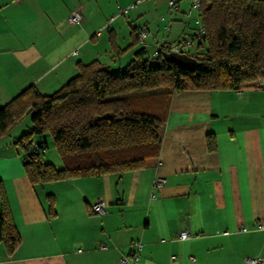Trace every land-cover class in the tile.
<instances>
[{
	"label": "crops",
	"instance_id": "1",
	"mask_svg": "<svg viewBox=\"0 0 264 264\" xmlns=\"http://www.w3.org/2000/svg\"><path fill=\"white\" fill-rule=\"evenodd\" d=\"M167 1L0 0V108L29 86L54 92L78 62L123 68L141 46L139 27L157 34L147 39L151 53L191 39L196 12L188 16L189 2L177 0L168 13ZM76 9L81 19L72 23ZM29 124L0 135V183L20 238L12 253L0 242V264H119L132 239L142 243L134 264L264 257V83L174 92L157 156L124 173L31 184L15 144ZM97 197L101 214L90 210ZM182 229L189 238L178 237Z\"/></svg>",
	"mask_w": 264,
	"mask_h": 264
},
{
	"label": "trees",
	"instance_id": "2",
	"mask_svg": "<svg viewBox=\"0 0 264 264\" xmlns=\"http://www.w3.org/2000/svg\"><path fill=\"white\" fill-rule=\"evenodd\" d=\"M199 1L194 12L205 32L196 50L187 53L197 65L166 61L162 48L169 43L152 53L141 45L121 69L97 59L78 62L76 74L54 92L29 86L0 108V135L31 114V127L15 141L25 152L23 167L31 184L140 169L160 151L174 92L238 91L264 83V0ZM43 133L52 135L59 168L41 160L43 141L32 146L34 135ZM207 144L213 149L212 137ZM47 200L51 215L54 196L48 194ZM0 202V242L12 253L20 238L1 183Z\"/></svg>",
	"mask_w": 264,
	"mask_h": 264
},
{
	"label": "built area",
	"instance_id": "3",
	"mask_svg": "<svg viewBox=\"0 0 264 264\" xmlns=\"http://www.w3.org/2000/svg\"><path fill=\"white\" fill-rule=\"evenodd\" d=\"M189 2V9L186 11V14L189 16L193 11L198 12L199 6H200V1L199 0H187ZM168 8L167 12L172 13L176 8H177V0H168ZM127 8H124L121 10L122 13L126 12ZM114 17H111L110 19H113ZM81 19V14L78 11V9L72 11L70 15L68 16V20L72 23H77ZM196 24H197V29L194 32L195 36L194 39H181L179 41L171 42L169 44H166L165 47L162 48L163 52H176V53H189L194 50H196V46L198 42L202 41V36L204 35V27L200 23L199 16L196 14ZM138 33H137V39L141 43L142 46H147V39L151 38L153 40H156L157 34L151 32L149 29L145 27H139L138 28ZM160 46V45H159ZM158 50V46L156 48ZM155 50V51H156ZM33 147H37L38 143L37 142H32ZM164 183L163 178H157L154 182V185L156 187H161ZM105 202L102 198L97 197L94 201V203L91 205L90 210L93 213H103L105 211ZM259 228H262V225H258ZM190 234L188 230L182 229L179 232V238L180 239H187L189 238ZM99 248L105 249L106 245L103 243H100L98 245ZM142 249V243L138 239H132L129 248L125 254H122L118 258V263L119 264H134L139 260L140 257V252ZM246 261L249 264H264V257H247Z\"/></svg>",
	"mask_w": 264,
	"mask_h": 264
},
{
	"label": "rangeland",
	"instance_id": "4",
	"mask_svg": "<svg viewBox=\"0 0 264 264\" xmlns=\"http://www.w3.org/2000/svg\"><path fill=\"white\" fill-rule=\"evenodd\" d=\"M147 50L150 52L151 51L150 47ZM114 69H121V68H114ZM18 124H20V125H18ZM25 124L26 125H28V124L32 125L31 114L30 113H28L16 125L21 127V126H24ZM34 138L39 139V140L43 141L46 144L45 151L43 152V154H41V160L43 162H50L55 167H60L62 165V160H61V157H60L59 153L56 151V149L54 147L52 135H50L49 133H43V134H39V135L38 134L34 135Z\"/></svg>",
	"mask_w": 264,
	"mask_h": 264
},
{
	"label": "water",
	"instance_id": "5",
	"mask_svg": "<svg viewBox=\"0 0 264 264\" xmlns=\"http://www.w3.org/2000/svg\"><path fill=\"white\" fill-rule=\"evenodd\" d=\"M163 57L166 61L184 68H190L192 65L198 64V62L187 53L163 52ZM30 153L31 150L27 152V155Z\"/></svg>",
	"mask_w": 264,
	"mask_h": 264
}]
</instances>
